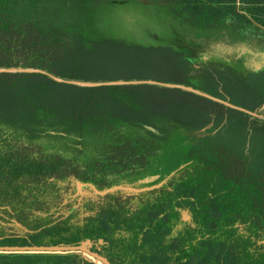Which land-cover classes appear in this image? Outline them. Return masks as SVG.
Returning a JSON list of instances; mask_svg holds the SVG:
<instances>
[{
  "label": "trees",
  "instance_id": "16d2710c",
  "mask_svg": "<svg viewBox=\"0 0 264 264\" xmlns=\"http://www.w3.org/2000/svg\"><path fill=\"white\" fill-rule=\"evenodd\" d=\"M120 3L264 54V0H0V264H264V70L106 35Z\"/></svg>",
  "mask_w": 264,
  "mask_h": 264
},
{
  "label": "water",
  "instance_id": "95a60500",
  "mask_svg": "<svg viewBox=\"0 0 264 264\" xmlns=\"http://www.w3.org/2000/svg\"><path fill=\"white\" fill-rule=\"evenodd\" d=\"M127 24H128V30L130 32V36L132 37L131 39L132 42L145 46L173 47L179 51L184 52L187 56L194 59L210 60L216 58L226 62L227 64L235 65L244 56H251L254 59L264 56V54L255 52L245 44H232V43L220 41L206 46H195L190 43V41L193 40V37L189 32H181L175 27L168 25L161 20L153 21L151 19H145L139 17V18H134L133 20L130 21V23ZM253 68H254L253 70L254 72H259L260 70H264L259 66V62L257 61L254 63ZM214 100L219 101L216 99ZM224 104L227 106H231L230 104L227 103ZM254 116L257 117V115ZM147 129L152 132L158 133L157 130L154 129L153 127H147ZM145 182L152 183L153 180H146ZM166 183L167 180H164L159 184H155L145 188H136L129 185L127 186L117 185L102 191L91 183H83L80 181H76V192L75 194L68 197L67 201L71 199H75L81 195H84L87 189H90L91 194L95 196L104 197L109 194L115 193L117 191H126L133 193H143V192L153 191L155 189H159L163 187ZM184 218L185 220L188 221L190 220V217L188 216L187 213H184Z\"/></svg>",
  "mask_w": 264,
  "mask_h": 264
},
{
  "label": "rangeland",
  "instance_id": "374dc122",
  "mask_svg": "<svg viewBox=\"0 0 264 264\" xmlns=\"http://www.w3.org/2000/svg\"><path fill=\"white\" fill-rule=\"evenodd\" d=\"M142 12L133 9L131 6L125 3H120L119 7L116 9L115 13L111 16V18L105 22L101 26V30L104 34L123 39L126 41H131L132 37L130 36V32L128 30L127 20H133L134 18H145L151 19L143 15ZM155 20V19H151ZM156 21V20H155ZM259 66L264 69V59L259 63ZM241 71L248 72L249 68H245L243 66H238ZM254 70V68H252ZM251 70V69H250ZM187 144L183 138L181 132L175 133L174 137L171 139L169 144L165 147L164 155L166 158H170L177 155H183L187 148ZM127 186V184H123ZM94 244L91 242H86L82 246L78 248H56V249H33L34 253L37 252H78L84 258L91 260L95 264H110L104 257L97 254L93 251Z\"/></svg>",
  "mask_w": 264,
  "mask_h": 264
},
{
  "label": "flooded vegetation",
  "instance_id": "af4514ba",
  "mask_svg": "<svg viewBox=\"0 0 264 264\" xmlns=\"http://www.w3.org/2000/svg\"><path fill=\"white\" fill-rule=\"evenodd\" d=\"M131 20H127V23H130ZM180 31V30H179ZM182 32V31H181ZM183 32H189L192 37L193 40L190 41L191 44L195 45V46H206V45H210L216 42H220V41H224L227 43H232V44H244L243 42L241 43H237V42H233L232 40H229V38H227L224 31H222L221 36L218 35H214L210 36V35H204V34H200V33H195L192 31H183ZM252 49V48H251ZM253 50V49H252ZM182 52V51H181ZM184 53V52H183ZM185 54V53H184ZM260 58V57H259ZM259 58H252L251 56H244L238 63L237 65L243 66L245 68H251L254 66V63L258 60Z\"/></svg>",
  "mask_w": 264,
  "mask_h": 264
}]
</instances>
